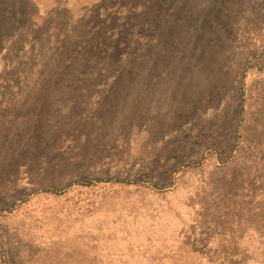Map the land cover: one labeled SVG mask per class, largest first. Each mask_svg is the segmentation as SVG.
Segmentation results:
<instances>
[{
  "label": "rangeland",
  "instance_id": "rangeland-1",
  "mask_svg": "<svg viewBox=\"0 0 264 264\" xmlns=\"http://www.w3.org/2000/svg\"><path fill=\"white\" fill-rule=\"evenodd\" d=\"M0 264H264V0H0Z\"/></svg>",
  "mask_w": 264,
  "mask_h": 264
}]
</instances>
